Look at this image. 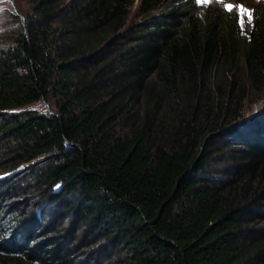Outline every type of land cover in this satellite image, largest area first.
Instances as JSON below:
<instances>
[{"label":"trees","instance_id":"1","mask_svg":"<svg viewBox=\"0 0 264 264\" xmlns=\"http://www.w3.org/2000/svg\"><path fill=\"white\" fill-rule=\"evenodd\" d=\"M20 1L0 264H264V3Z\"/></svg>","mask_w":264,"mask_h":264},{"label":"rangeland","instance_id":"2","mask_svg":"<svg viewBox=\"0 0 264 264\" xmlns=\"http://www.w3.org/2000/svg\"><path fill=\"white\" fill-rule=\"evenodd\" d=\"M132 5L130 7V13L129 18L127 21V25L137 22L138 17L136 16V9L139 4L140 0H131ZM257 0H212V2L203 4L204 6H212L216 7L220 3H224V7L226 5H230L234 8V11L238 14V19L241 28L243 31H248L247 28H249L252 25L254 16L253 14L256 13V7L258 4ZM262 3V2H261ZM214 5V6H213ZM18 7H25V4L20 0H0V47L1 46H8L14 41L15 36L18 32V24L19 22L23 23L20 16H23V13L19 11L20 9ZM242 9L247 11H242ZM249 13L251 15V20H249ZM17 18V19H16ZM20 19V21H18ZM264 106V95L254 101L250 102V99H247L243 102V116L247 120L251 118L253 115H255L258 111L261 110V108ZM33 110L36 111H48L51 113V108L49 104L46 101H41L38 105L33 106ZM16 203H23L24 201H13Z\"/></svg>","mask_w":264,"mask_h":264},{"label":"snow or ice","instance_id":"3","mask_svg":"<svg viewBox=\"0 0 264 264\" xmlns=\"http://www.w3.org/2000/svg\"><path fill=\"white\" fill-rule=\"evenodd\" d=\"M198 2H199V3H205V4H207V3L212 2V0H198ZM228 7H229V10H230L232 6L229 5ZM242 11H247V10L242 9ZM249 20H251V15H250V13H249Z\"/></svg>","mask_w":264,"mask_h":264},{"label":"water","instance_id":"4","mask_svg":"<svg viewBox=\"0 0 264 264\" xmlns=\"http://www.w3.org/2000/svg\"><path fill=\"white\" fill-rule=\"evenodd\" d=\"M20 18H21L22 21L24 20V18L22 16H20Z\"/></svg>","mask_w":264,"mask_h":264}]
</instances>
